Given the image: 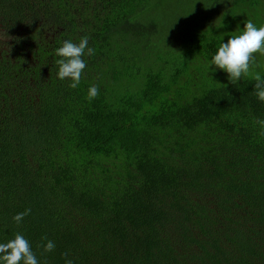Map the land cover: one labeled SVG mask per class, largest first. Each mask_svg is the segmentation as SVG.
Wrapping results in <instances>:
<instances>
[{
    "label": "trees",
    "instance_id": "16d2710c",
    "mask_svg": "<svg viewBox=\"0 0 264 264\" xmlns=\"http://www.w3.org/2000/svg\"><path fill=\"white\" fill-rule=\"evenodd\" d=\"M164 1L0 0V243L23 234L40 264H264V56L236 84L210 66L250 0L191 7L179 50ZM85 35L72 89L55 50Z\"/></svg>",
    "mask_w": 264,
    "mask_h": 264
},
{
    "label": "clouds",
    "instance_id": "9594fccd",
    "mask_svg": "<svg viewBox=\"0 0 264 264\" xmlns=\"http://www.w3.org/2000/svg\"><path fill=\"white\" fill-rule=\"evenodd\" d=\"M88 45L89 36L85 35L78 43L65 40L62 46L55 50L56 56L61 57L55 61L59 66L57 76L60 80H71L69 87L72 89L78 87L87 67L83 57L95 55V49ZM257 54L264 56V26L257 27L251 19H247L241 34L231 35L226 43L220 44L218 51L211 59L210 66L215 65L218 69L226 71L229 81L236 84L249 74L250 69L256 63ZM254 80L256 82L255 95L259 101L264 102V76L256 73ZM98 96L99 86L91 85L87 99L92 102ZM255 123L264 128V119H256ZM30 214L31 209L29 208L17 213L12 219L19 225L24 217ZM42 241L46 243L37 244V248L43 249L42 255L55 250V242L48 239L46 235L42 237ZM61 255L65 259V264H74V261L68 258L67 252ZM0 264H40V261L32 249L31 242L23 234L17 232L14 239L0 243ZM44 264H47L46 260Z\"/></svg>",
    "mask_w": 264,
    "mask_h": 264
},
{
    "label": "rangeland",
    "instance_id": "374dc122",
    "mask_svg": "<svg viewBox=\"0 0 264 264\" xmlns=\"http://www.w3.org/2000/svg\"><path fill=\"white\" fill-rule=\"evenodd\" d=\"M204 2H207V0H185L184 4L180 3L179 0H165L157 8L158 14H162L161 16L164 18L162 21L165 26L160 29L163 45L180 48V40L185 28H182L180 21L191 17V7H194L195 16L200 17L202 10L205 8L199 4ZM250 5L247 13L253 15L251 20L257 27L264 26V0H250ZM243 28L241 29L242 32Z\"/></svg>",
    "mask_w": 264,
    "mask_h": 264
}]
</instances>
